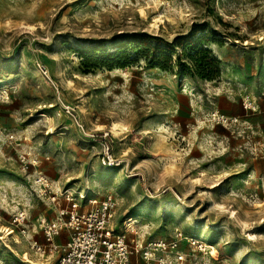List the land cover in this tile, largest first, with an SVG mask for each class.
Segmentation results:
<instances>
[{"label": "rangeland", "instance_id": "rangeland-1", "mask_svg": "<svg viewBox=\"0 0 264 264\" xmlns=\"http://www.w3.org/2000/svg\"><path fill=\"white\" fill-rule=\"evenodd\" d=\"M119 46L123 66H85ZM201 47L213 79L196 73ZM39 175L111 195L119 230H181L213 264H264V0H0V264L53 260L29 246L56 215Z\"/></svg>", "mask_w": 264, "mask_h": 264}, {"label": "built area", "instance_id": "built-area-1", "mask_svg": "<svg viewBox=\"0 0 264 264\" xmlns=\"http://www.w3.org/2000/svg\"><path fill=\"white\" fill-rule=\"evenodd\" d=\"M243 106L248 107L249 102ZM211 119L216 123L237 120L218 111L211 113ZM103 160L115 161L107 143ZM34 183L37 195L56 209L53 218L39 217L43 242L32 237L29 242L35 254L47 261L53 258L43 264H213V247H206L201 240L181 230H175L168 239L145 238L133 226L119 230L114 223L117 202L111 195L88 197L60 188L43 175L37 176ZM27 219L21 211L11 220L23 236L27 232Z\"/></svg>", "mask_w": 264, "mask_h": 264}, {"label": "trees", "instance_id": "trees-1", "mask_svg": "<svg viewBox=\"0 0 264 264\" xmlns=\"http://www.w3.org/2000/svg\"><path fill=\"white\" fill-rule=\"evenodd\" d=\"M127 49V46H119L112 51H103L101 53L103 60L99 61L98 56H95L96 60H94V62L93 60L90 61L92 54H85L83 62L85 66L97 64L108 66L110 68L114 66H123L125 63L124 61L127 60L130 55L127 53ZM199 54L200 56H198ZM191 58L195 61V67L197 69L196 73L200 77L213 79L219 75V61L215 56L212 55L209 48L201 47L200 49L193 51ZM170 61L171 56L163 51H157L156 54L152 56V59L148 58V63H151L153 66H158L162 69H166L168 67V64L166 63Z\"/></svg>", "mask_w": 264, "mask_h": 264}, {"label": "bare ground", "instance_id": "bare-ground-1", "mask_svg": "<svg viewBox=\"0 0 264 264\" xmlns=\"http://www.w3.org/2000/svg\"><path fill=\"white\" fill-rule=\"evenodd\" d=\"M254 236V235H253ZM204 244V243H203Z\"/></svg>", "mask_w": 264, "mask_h": 264}]
</instances>
